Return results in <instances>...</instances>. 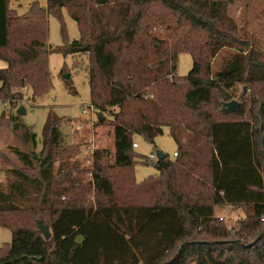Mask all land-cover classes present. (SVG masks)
I'll return each mask as SVG.
<instances>
[{
	"label": "trees",
	"instance_id": "obj_1",
	"mask_svg": "<svg viewBox=\"0 0 264 264\" xmlns=\"http://www.w3.org/2000/svg\"><path fill=\"white\" fill-rule=\"evenodd\" d=\"M47 1L20 15L0 0V101L50 91L49 17L65 8L81 37L60 50L89 56L91 103L112 109L99 125L110 122L114 154L92 152L80 170L88 184L66 179L54 169L61 118L49 116L37 151L36 132L1 112L0 126L8 120L31 151L13 148L22 167L0 180V226L12 231L0 264H264V51L227 12L246 0ZM180 52L193 57L185 77ZM233 99L239 107L224 114ZM164 129L177 156L159 159V176L138 183L133 136L154 143ZM226 205L244 213L231 229L216 217Z\"/></svg>",
	"mask_w": 264,
	"mask_h": 264
},
{
	"label": "rangeland",
	"instance_id": "obj_2",
	"mask_svg": "<svg viewBox=\"0 0 264 264\" xmlns=\"http://www.w3.org/2000/svg\"><path fill=\"white\" fill-rule=\"evenodd\" d=\"M37 3L47 7V0H10V7L18 14H26L31 6ZM228 14L234 18L240 28L247 33L255 42V46L264 51V0L235 1L227 7ZM153 31L163 33L162 26L153 27ZM205 35V34H202ZM81 32L77 22L70 16L67 9L63 8L60 15L52 14L49 17V37L51 52L48 57V67L51 78V89L43 97L33 99L31 92L13 105H5L0 101V113L8 112L18 115L17 109L23 105L26 113L18 115V121L35 131L38 139L37 151L42 149L44 130L50 115L61 118L59 128L63 133V146L55 150L54 169L61 175H67L66 179L77 178L82 184H88L89 176L81 173L83 167L89 165V158L96 148L108 149L114 154V134L109 121L99 125V115L111 119L110 110H96V113L86 112L83 109L91 105V91L89 85V56L87 54H72L60 50L67 42L80 39ZM7 63L0 59V69L5 68ZM193 68V57L189 52H180L177 58V74L185 77ZM66 73L70 74L66 78ZM1 87V83H0ZM0 126V180H6L7 171L10 168L22 167L21 162L13 153V148L31 151L30 144L13 131L8 120H4ZM138 147L134 148L138 157L135 159L133 171L138 183L151 177L159 176V170L154 166L158 162L157 152L168 155L174 160V153L178 151L177 144L167 129L157 136L154 143L145 135L133 136ZM150 155L152 157L150 158ZM147 158H149L147 160ZM113 162L111 159L110 163ZM112 164V163H111ZM69 187L71 184H64ZM89 186V185H88ZM90 189V187H88ZM86 203L93 204L96 200L94 190L86 194ZM84 199V197H83ZM216 215L222 217L220 221L229 229L235 227L237 222L244 218L242 209L217 208ZM233 238L234 234L229 235ZM198 238L210 239L208 235H200ZM12 242V231L0 226V247ZM188 264H197L195 257H191Z\"/></svg>",
	"mask_w": 264,
	"mask_h": 264
},
{
	"label": "water",
	"instance_id": "obj_3",
	"mask_svg": "<svg viewBox=\"0 0 264 264\" xmlns=\"http://www.w3.org/2000/svg\"><path fill=\"white\" fill-rule=\"evenodd\" d=\"M66 78L70 77L69 73H66L65 75ZM246 89V88H245ZM240 102L237 99H233L231 101L228 102H224L223 106L221 108V111L224 114H230L233 113L237 110V108L239 107ZM18 114L23 115L26 113V109L23 105H20L17 109ZM99 118H101V116H98ZM165 154L158 151L157 152V157L159 159H163L165 158ZM38 226H39V230L40 232L44 235L45 239H50L52 237V231L49 225L45 224L42 220H38Z\"/></svg>",
	"mask_w": 264,
	"mask_h": 264
},
{
	"label": "built area",
	"instance_id": "obj_4",
	"mask_svg": "<svg viewBox=\"0 0 264 264\" xmlns=\"http://www.w3.org/2000/svg\"><path fill=\"white\" fill-rule=\"evenodd\" d=\"M1 102H3L5 105L7 104H11L10 103V101H1ZM96 110H97V108L93 105V104H91V105H89L88 107L86 106V108H84L83 109V111H84V113H86V112H91V113H96ZM134 147L136 148V147H138V144L137 143H134ZM174 156H177V153L175 152L174 153ZM152 157V155H150V158ZM219 219H221V220H223V218L222 217H219ZM241 218L239 217V220H240Z\"/></svg>",
	"mask_w": 264,
	"mask_h": 264
},
{
	"label": "crops",
	"instance_id": "obj_5",
	"mask_svg": "<svg viewBox=\"0 0 264 264\" xmlns=\"http://www.w3.org/2000/svg\"><path fill=\"white\" fill-rule=\"evenodd\" d=\"M220 208H226L227 210L229 209H240V208H235L234 206H230V205H226V206H219ZM218 207V208H219ZM241 210V209H240ZM217 218H219L217 215H216Z\"/></svg>",
	"mask_w": 264,
	"mask_h": 264
}]
</instances>
